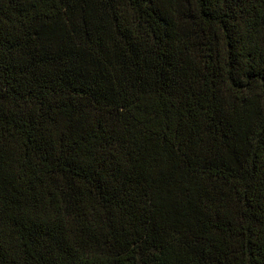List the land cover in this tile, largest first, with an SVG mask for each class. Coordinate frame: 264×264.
<instances>
[{
    "label": "trees",
    "instance_id": "16d2710c",
    "mask_svg": "<svg viewBox=\"0 0 264 264\" xmlns=\"http://www.w3.org/2000/svg\"><path fill=\"white\" fill-rule=\"evenodd\" d=\"M0 264H264V0H0Z\"/></svg>",
    "mask_w": 264,
    "mask_h": 264
}]
</instances>
